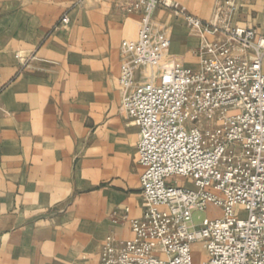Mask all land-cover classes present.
<instances>
[{
    "label": "crops",
    "instance_id": "obj_1",
    "mask_svg": "<svg viewBox=\"0 0 264 264\" xmlns=\"http://www.w3.org/2000/svg\"><path fill=\"white\" fill-rule=\"evenodd\" d=\"M128 1L0 0V264H99L105 236L130 238L142 214L119 82L121 41L139 29ZM174 1L204 23L229 12L225 0ZM234 5L230 24L264 36V0ZM153 21L170 38L162 63L198 68L203 36L161 8Z\"/></svg>",
    "mask_w": 264,
    "mask_h": 264
},
{
    "label": "built area",
    "instance_id": "obj_2",
    "mask_svg": "<svg viewBox=\"0 0 264 264\" xmlns=\"http://www.w3.org/2000/svg\"><path fill=\"white\" fill-rule=\"evenodd\" d=\"M234 1H224L229 12ZM157 8L203 36L198 68L162 63L170 38L154 24ZM124 10L140 16L137 37L120 44L119 82L121 108L138 128L143 210L129 220L130 238L105 236L99 264H194L196 242L205 248L199 264H264V36L232 26L223 9L218 23L174 0H129ZM210 206L219 215L195 222Z\"/></svg>",
    "mask_w": 264,
    "mask_h": 264
},
{
    "label": "rangeland",
    "instance_id": "obj_3",
    "mask_svg": "<svg viewBox=\"0 0 264 264\" xmlns=\"http://www.w3.org/2000/svg\"><path fill=\"white\" fill-rule=\"evenodd\" d=\"M172 183H181L184 184L186 181L178 178H172L171 179ZM220 210L218 208L210 206L207 210L205 211H197L193 214V218L195 222H199L202 218L206 216H211V215H219ZM244 216V215H243ZM192 251H193V257H194V264H199L204 258H205V248L202 242H196L192 246Z\"/></svg>",
    "mask_w": 264,
    "mask_h": 264
}]
</instances>
